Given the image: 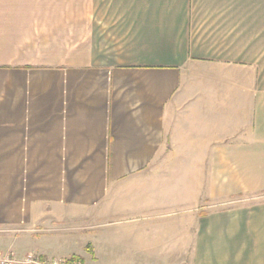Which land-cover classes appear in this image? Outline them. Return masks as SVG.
<instances>
[{"label": "crops", "instance_id": "1", "mask_svg": "<svg viewBox=\"0 0 264 264\" xmlns=\"http://www.w3.org/2000/svg\"><path fill=\"white\" fill-rule=\"evenodd\" d=\"M165 183L204 207L178 264H264V0H0V249L118 216L148 264Z\"/></svg>", "mask_w": 264, "mask_h": 264}, {"label": "rangeland", "instance_id": "2", "mask_svg": "<svg viewBox=\"0 0 264 264\" xmlns=\"http://www.w3.org/2000/svg\"><path fill=\"white\" fill-rule=\"evenodd\" d=\"M169 185L171 184L165 183L166 189L159 191V195L162 199L159 203L160 207L155 211L149 212L151 215L158 214V216L148 217L142 221L143 225L145 224L148 227L149 247L154 250V253H150L148 256V264H178L177 255L175 253L185 244V237L188 238V233L181 231L182 226L180 224V228L178 222L180 219L187 217L190 210H193V212L197 210L199 212L204 208L198 206V208L195 209L193 207V200L189 197L188 190L185 191L182 189L180 192H177L174 186L169 187ZM252 199L253 197H249V200L244 199L243 196L233 197L224 205L233 206L245 200L251 201ZM124 222L125 221L118 216L100 219L87 216L76 223L66 222L61 226H56L58 229L54 230L55 233L46 235L51 237V235L62 233L77 236L79 242H82L81 246L78 248L79 255L74 256L86 261L87 264H131L130 260L134 262L139 260L140 257H131V255L127 253V239L124 236L121 238H117L116 236L110 237V233H115L116 230L124 229V227L128 225ZM173 222L176 226L175 230L172 229ZM60 227L64 228L60 229ZM178 227L180 228V237ZM32 233L39 234V227L34 229ZM0 253L2 255L7 254L3 249H0ZM31 257L48 262L52 259L61 260L58 257L43 259L33 253ZM145 259L146 257L143 256V260ZM68 260L69 259L65 261ZM181 264H183V261H181Z\"/></svg>", "mask_w": 264, "mask_h": 264}, {"label": "built area", "instance_id": "3", "mask_svg": "<svg viewBox=\"0 0 264 264\" xmlns=\"http://www.w3.org/2000/svg\"><path fill=\"white\" fill-rule=\"evenodd\" d=\"M17 261H15V259H13L11 257V255H2L0 253V264H14ZM21 264H68L67 261L65 260H51L50 262L45 261V260H39V259H34L31 256H27L22 262ZM73 264H80L79 262H76Z\"/></svg>", "mask_w": 264, "mask_h": 264}, {"label": "trees", "instance_id": "4", "mask_svg": "<svg viewBox=\"0 0 264 264\" xmlns=\"http://www.w3.org/2000/svg\"><path fill=\"white\" fill-rule=\"evenodd\" d=\"M75 261H80V258L77 257V256H71L69 258V260L67 261V263H72V262H75Z\"/></svg>", "mask_w": 264, "mask_h": 264}]
</instances>
